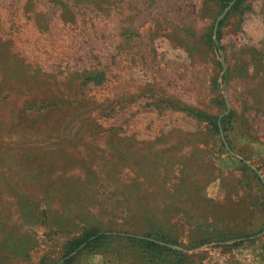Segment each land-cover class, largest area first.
Instances as JSON below:
<instances>
[{"label": "rangeland", "instance_id": "1", "mask_svg": "<svg viewBox=\"0 0 264 264\" xmlns=\"http://www.w3.org/2000/svg\"><path fill=\"white\" fill-rule=\"evenodd\" d=\"M0 264H264V0H0Z\"/></svg>", "mask_w": 264, "mask_h": 264}, {"label": "trees", "instance_id": "2", "mask_svg": "<svg viewBox=\"0 0 264 264\" xmlns=\"http://www.w3.org/2000/svg\"><path fill=\"white\" fill-rule=\"evenodd\" d=\"M74 252V251H73Z\"/></svg>", "mask_w": 264, "mask_h": 264}]
</instances>
